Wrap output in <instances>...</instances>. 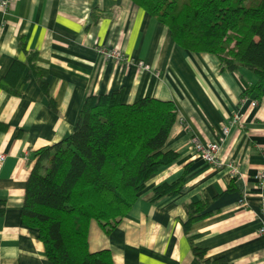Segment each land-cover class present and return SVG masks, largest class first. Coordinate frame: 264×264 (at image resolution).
I'll return each instance as SVG.
<instances>
[{
  "label": "crops",
  "instance_id": "1",
  "mask_svg": "<svg viewBox=\"0 0 264 264\" xmlns=\"http://www.w3.org/2000/svg\"><path fill=\"white\" fill-rule=\"evenodd\" d=\"M110 47L132 62L107 60L102 50ZM27 52L37 54L48 89L26 67L10 78L22 90L14 95L1 82L15 62L26 63ZM256 81L245 69L222 71L213 54L177 46L170 30L131 0H14L7 11L0 7V154L7 157L0 169V264H50L38 232L21 219L35 153L72 134L88 96L119 90L126 104L149 97L175 105L164 152L177 159L151 176L109 234L91 221L89 251H110L113 264H264V191L255 179L264 169V98L253 107L256 98L243 97ZM234 114L242 124L231 126L217 168L195 153L191 139L217 141ZM182 178V193L151 200L155 188ZM199 202L209 215L187 234L186 207Z\"/></svg>",
  "mask_w": 264,
  "mask_h": 264
},
{
  "label": "trees",
  "instance_id": "2",
  "mask_svg": "<svg viewBox=\"0 0 264 264\" xmlns=\"http://www.w3.org/2000/svg\"><path fill=\"white\" fill-rule=\"evenodd\" d=\"M131 1L165 25L177 46L215 55L222 71L245 69L256 74L257 81L243 97L264 98V0ZM26 58V63L11 66L1 85L20 95L21 88L16 90L10 78L28 67L47 91L36 70L37 54L27 52ZM122 96V90L88 96L72 134L35 153L38 161L26 184L21 219L38 232L50 264H113L110 251H89L91 221L109 234L133 208L151 176L177 159L176 153L164 152L177 119L175 105L149 97L126 104ZM184 188L183 178L164 184L153 190L151 200L182 193ZM4 210L0 202V218ZM186 211L187 234L209 215L202 202L187 205ZM193 251L203 260V251L196 247Z\"/></svg>",
  "mask_w": 264,
  "mask_h": 264
},
{
  "label": "built area",
  "instance_id": "3",
  "mask_svg": "<svg viewBox=\"0 0 264 264\" xmlns=\"http://www.w3.org/2000/svg\"><path fill=\"white\" fill-rule=\"evenodd\" d=\"M14 0H2L0 1V7L4 10L7 11L10 4ZM103 56L107 60H116V61H126V62H132L125 54L117 47H110V48H105L102 50ZM136 65L141 68V69H149V66L146 65L143 61H137L135 62ZM258 101L254 100L252 102L253 107L258 106ZM242 124V118L240 114H234L230 119L229 123L223 127V134L219 137L217 141L211 142L204 144L202 143L197 137H192L191 142L193 145V149L197 155H199L206 163L213 165L215 167H221V163L219 162L218 159V153L221 149L222 144L225 142L226 137L228 136L230 132V128L233 125H241ZM6 155L0 154V169L4 165L6 161ZM231 171L233 174H237V170L235 167H231ZM255 179L257 181L258 187L264 191V169L258 171L256 173ZM241 203L244 205L245 201L242 200ZM262 212L264 214V199L262 201ZM259 233L264 234V226L263 228L259 231Z\"/></svg>",
  "mask_w": 264,
  "mask_h": 264
},
{
  "label": "rangeland",
  "instance_id": "4",
  "mask_svg": "<svg viewBox=\"0 0 264 264\" xmlns=\"http://www.w3.org/2000/svg\"><path fill=\"white\" fill-rule=\"evenodd\" d=\"M44 165H45V166H48L47 161H44Z\"/></svg>",
  "mask_w": 264,
  "mask_h": 264
}]
</instances>
